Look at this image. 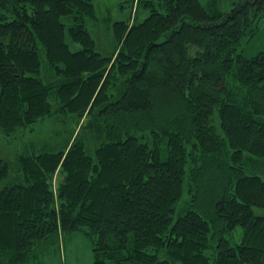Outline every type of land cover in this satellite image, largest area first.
Listing matches in <instances>:
<instances>
[{"label": "trees", "instance_id": "trees-1", "mask_svg": "<svg viewBox=\"0 0 264 264\" xmlns=\"http://www.w3.org/2000/svg\"><path fill=\"white\" fill-rule=\"evenodd\" d=\"M133 4L149 15L115 21L104 55L94 0H0V132H56L15 171L0 159V264H43L80 231L94 264H264V51H239L264 0Z\"/></svg>", "mask_w": 264, "mask_h": 264}, {"label": "rangeland", "instance_id": "rangeland-1", "mask_svg": "<svg viewBox=\"0 0 264 264\" xmlns=\"http://www.w3.org/2000/svg\"><path fill=\"white\" fill-rule=\"evenodd\" d=\"M210 0H201L202 3L206 4ZM241 0H217L218 7L225 12H228L234 7L235 3ZM97 19L88 20L87 26L91 31L92 35L97 41V49L104 55L112 52L116 46V38L114 31V22L117 20H124L133 22L135 19L137 22L142 21L149 15V11L140 7L137 14L134 10L133 0H94ZM137 15V18H136ZM249 35L244 37L239 51L247 56H251L258 51H264V30H257L250 38ZM66 40L72 50L80 49L81 45L75 42L69 35L68 28H66ZM43 57L45 55L43 53ZM74 119L73 127L75 133L84 132L93 136L97 135V126L92 125L91 121L88 123L86 120L80 121ZM219 124V120L217 122ZM51 130V129H49ZM54 131L47 132L44 130L39 136L34 132H29L28 136L22 138V142L17 139H8L0 132V159L8 160L12 165V171H15L14 167L16 164V156L21 150V146L25 145L26 142H35V139L42 138L41 141L50 140L51 135L55 134ZM94 137V136H93ZM91 137V138H93ZM264 177V173H261ZM189 195L185 192L177 205V211L175 218L184 211L188 204ZM257 213L264 214L263 208H255ZM240 238V229L236 233V240ZM43 264H94L92 242L90 238L82 233V231L74 233L67 237L64 244H61V249L57 252H53L44 258Z\"/></svg>", "mask_w": 264, "mask_h": 264}]
</instances>
